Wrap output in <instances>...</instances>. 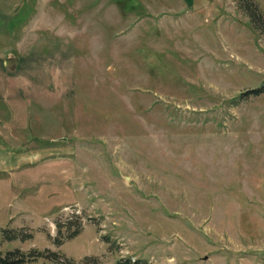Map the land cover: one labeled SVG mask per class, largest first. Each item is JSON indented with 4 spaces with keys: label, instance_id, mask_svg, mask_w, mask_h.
I'll use <instances>...</instances> for the list:
<instances>
[{
    "label": "rangeland",
    "instance_id": "rangeland-1",
    "mask_svg": "<svg viewBox=\"0 0 264 264\" xmlns=\"http://www.w3.org/2000/svg\"><path fill=\"white\" fill-rule=\"evenodd\" d=\"M248 3L0 0V249L264 264V30Z\"/></svg>",
    "mask_w": 264,
    "mask_h": 264
},
{
    "label": "trees",
    "instance_id": "trees-1",
    "mask_svg": "<svg viewBox=\"0 0 264 264\" xmlns=\"http://www.w3.org/2000/svg\"><path fill=\"white\" fill-rule=\"evenodd\" d=\"M246 11L248 12L252 22L256 24V27L259 29L264 30L260 26V22H264L263 15L261 13L260 7H258L257 4H255L253 1L249 0V3L246 7ZM255 92L259 91L260 89H254ZM5 231V230H4ZM6 230L5 232H7ZM78 230H75L70 233V237H75L79 233ZM14 234V233H13ZM8 234V237L10 240H14V236L17 234ZM59 240V239H57ZM39 258L47 259L51 264H74V259L71 257H65L60 252L51 251L50 249L41 250L37 248L30 249L28 251H25V249H22L20 247H15L13 249H7L6 251H3L0 249V264H31L34 261H37ZM89 260H92L91 258ZM89 264V263H87ZM91 264H96L91 263ZM118 264H140L138 261H131V259L122 260L120 259L118 261Z\"/></svg>",
    "mask_w": 264,
    "mask_h": 264
}]
</instances>
